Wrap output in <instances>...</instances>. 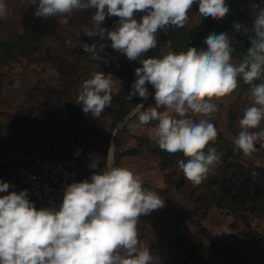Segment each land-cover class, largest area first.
I'll use <instances>...</instances> for the list:
<instances>
[{"label":"rangeland","instance_id":"rangeland-1","mask_svg":"<svg viewBox=\"0 0 264 264\" xmlns=\"http://www.w3.org/2000/svg\"><path fill=\"white\" fill-rule=\"evenodd\" d=\"M5 2L8 15L0 19V182L13 186L9 192L25 190L20 173L38 158L67 160L81 154L83 177L90 179L96 171L90 167L91 162L97 161V172H102L115 162L118 151L116 167L140 176L144 187L164 200L163 207L142 215L138 222V236L149 246L154 264H208L210 258H215L214 264L220 259L225 264H264V197L254 206L257 208L243 214L216 206L212 198L217 187L212 182L222 170L221 162L200 184L186 179L178 164L186 159L183 154L155 153L154 149L159 148L154 135L156 122L138 126L137 117L132 115L138 104H143L142 111L155 106L154 87H146V99L138 94L131 100L127 98L136 80L135 69L142 66L140 59L162 58L169 50L186 52L189 47L207 50L205 39L191 44L189 38L201 23L198 4H193L183 28L169 27L166 34L158 30L157 47L131 61L112 48L106 34H86L99 27L91 23L94 8L74 12L64 23L57 16H36L37 5L29 4V0ZM259 8H264V0H252L242 8V34L253 32ZM145 14L137 12L134 18L140 21ZM118 25L119 18L110 16L101 27L111 31ZM27 34L28 39H19ZM225 34L234 49L233 63L238 64L243 56L235 50L237 32L228 30ZM85 44L97 46L99 60L85 52ZM98 71L113 81L112 102L94 118L76 102L83 82ZM214 102L218 111L210 122L218 136L212 146L221 160L228 157L229 174L243 181L251 177L264 190V146L257 142L249 156L237 151L233 144L240 131L239 119L253 103L250 93L235 90L214 98ZM199 118L193 116L195 120ZM260 127L264 128V122ZM183 179L182 188H178ZM250 230L259 235L257 243L247 238Z\"/></svg>","mask_w":264,"mask_h":264},{"label":"clouds","instance_id":"clouds-1","mask_svg":"<svg viewBox=\"0 0 264 264\" xmlns=\"http://www.w3.org/2000/svg\"><path fill=\"white\" fill-rule=\"evenodd\" d=\"M29 4L37 5L36 16H57L64 23L74 12L94 8L91 23L99 27L86 34H106L112 48L131 61L157 47L158 30L183 28L193 4H198L205 18L221 19L229 12L226 0H29ZM137 12L146 13L140 21L134 18ZM7 15L8 6L0 0V19ZM110 16L118 17L119 25L108 31L101 24ZM242 27L234 24L236 30ZM253 31L251 47L238 64L233 63L228 35L210 33L204 41L207 50H169L162 58L140 59L142 66L135 69L136 80L127 98L138 94L146 99L147 82L155 89V106L142 111L143 104H138L132 115L138 126L156 122L159 148L169 154L182 153L186 159L178 162L179 167L195 184L221 161L212 146L218 136L210 122L218 111L214 98L233 93L240 79L250 86L253 103L239 119L240 131L233 144L249 156L257 142L264 146V128L260 127L264 122V8L258 10ZM167 43L170 47L171 41ZM84 50L100 59L95 44H85ZM112 87L111 79L95 72L83 82L76 103L98 118L111 105ZM90 167L96 169L90 179L66 186L59 210H38L27 190L9 192L13 186L0 182V193H8L0 196V264H154L149 246L138 236V222L142 215L163 207L164 200L127 168L109 165L97 172L95 160Z\"/></svg>","mask_w":264,"mask_h":264},{"label":"trees","instance_id":"trees-1","mask_svg":"<svg viewBox=\"0 0 264 264\" xmlns=\"http://www.w3.org/2000/svg\"><path fill=\"white\" fill-rule=\"evenodd\" d=\"M252 0H226V4L229 7L228 14L221 19H215L212 17H201V23L193 29L190 34L189 38L191 44L197 43V41L205 39L210 33L220 34L225 33L228 30H235L237 32V45L235 46V50L237 53L242 54V56L247 54V50L251 47L250 38L254 36V31L249 35H244L241 33L240 30H236L234 28V24L241 23V19L244 15L242 10L243 7H246L248 3ZM238 21V22H237ZM166 34V31L163 30L162 34ZM30 35H22L19 39L24 40L28 39ZM21 49L24 50V46ZM261 81H255V83H260ZM146 87L149 90L153 89V86L150 83L146 82ZM249 85L245 84L242 79L239 81L238 89L240 92L249 93ZM134 108L127 110L122 119L129 115ZM155 153H163L166 155V151L161 150L160 148L154 149ZM119 156V152L116 151V157L114 163H109L111 166L116 167V160ZM82 157V155H81ZM48 159H63L64 158H53V157H44ZM228 161V157L222 159L220 162V167H222L221 171L216 177V180L212 182V185L216 186L217 189L213 192L212 202L216 204V206L225 209H232L235 213L243 214V211H248L255 209L254 207L259 199L264 197V190L261 188V184L255 181L253 178L249 177L244 181L237 178V176L233 173L229 174L228 169L230 168L229 164H226ZM82 159H79V169L81 173L82 181L85 180L82 174ZM21 181V180H20ZM183 179L179 184L178 188H182ZM22 187L27 190L24 185L21 183ZM27 193L30 197V200L33 202V198L30 192L27 190ZM259 205V204H258ZM246 218V216H245ZM258 234L255 233L253 230H250L247 234V238L250 239L251 242L257 243ZM215 258H210L207 260L208 264H214ZM216 264H225L223 259H220L216 262Z\"/></svg>","mask_w":264,"mask_h":264},{"label":"built area","instance_id":"built-area-1","mask_svg":"<svg viewBox=\"0 0 264 264\" xmlns=\"http://www.w3.org/2000/svg\"><path fill=\"white\" fill-rule=\"evenodd\" d=\"M80 158L81 154L67 160L38 158L31 167L22 170L21 183L30 192L34 206L38 210L41 208L59 210L66 186L82 181Z\"/></svg>","mask_w":264,"mask_h":264},{"label":"water","instance_id":"water-1","mask_svg":"<svg viewBox=\"0 0 264 264\" xmlns=\"http://www.w3.org/2000/svg\"><path fill=\"white\" fill-rule=\"evenodd\" d=\"M113 147V146H112ZM113 156V155H112ZM113 158H114V156H113Z\"/></svg>","mask_w":264,"mask_h":264}]
</instances>
